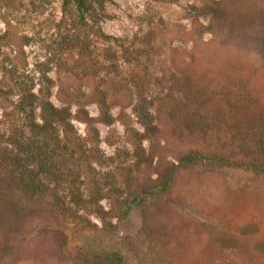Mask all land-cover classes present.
Wrapping results in <instances>:
<instances>
[{
  "label": "rangeland",
  "instance_id": "obj_1",
  "mask_svg": "<svg viewBox=\"0 0 264 264\" xmlns=\"http://www.w3.org/2000/svg\"><path fill=\"white\" fill-rule=\"evenodd\" d=\"M85 1L0 0V264H264L263 175L203 161L150 192L241 158L264 0ZM42 102L64 121L35 137Z\"/></svg>",
  "mask_w": 264,
  "mask_h": 264
},
{
  "label": "trees",
  "instance_id": "obj_2",
  "mask_svg": "<svg viewBox=\"0 0 264 264\" xmlns=\"http://www.w3.org/2000/svg\"><path fill=\"white\" fill-rule=\"evenodd\" d=\"M74 1L78 9L82 10L86 8L87 2L85 0ZM97 5L98 7H102V2L98 1ZM19 102H22V100L19 99ZM29 105L32 106L33 103L30 102ZM262 106L264 105L262 104L259 106V109H249L245 103L238 108V111L235 113V115L239 117L233 127H231L230 131L236 135V150L237 154L240 155L241 158L233 159L231 157V159L230 157H227L230 156L229 152L223 154V156H183L178 158L175 164L171 165L169 176H167L162 184H155V186L150 190L151 194H159L167 191L169 188L170 176L173 172L183 168L195 166L197 163L203 161L207 162V164L221 166L224 168L246 169L250 170L252 173L264 176V108L262 109ZM40 108L42 121L40 125L32 122L33 124L27 126V129L30 130L35 137L46 136L48 133L52 134L54 130L53 124L57 122L61 124L64 121V117L62 116L63 111L53 108L48 102H42L40 104ZM24 143L26 142L21 143L23 147L25 145ZM36 148L39 149L38 146ZM9 156L10 155L8 154L5 158L10 160ZM134 206L135 204L133 203L128 205L125 208V211H130Z\"/></svg>",
  "mask_w": 264,
  "mask_h": 264
}]
</instances>
